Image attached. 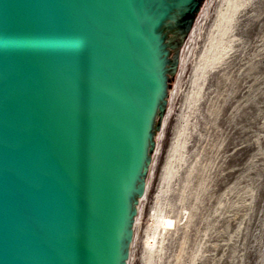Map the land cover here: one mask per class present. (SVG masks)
Listing matches in <instances>:
<instances>
[{
	"label": "water",
	"instance_id": "95a60500",
	"mask_svg": "<svg viewBox=\"0 0 264 264\" xmlns=\"http://www.w3.org/2000/svg\"><path fill=\"white\" fill-rule=\"evenodd\" d=\"M204 0H0V264H128Z\"/></svg>",
	"mask_w": 264,
	"mask_h": 264
},
{
	"label": "rangeland",
	"instance_id": "374dc122",
	"mask_svg": "<svg viewBox=\"0 0 264 264\" xmlns=\"http://www.w3.org/2000/svg\"><path fill=\"white\" fill-rule=\"evenodd\" d=\"M233 2L183 42L128 264H264V0Z\"/></svg>",
	"mask_w": 264,
	"mask_h": 264
},
{
	"label": "bare ground",
	"instance_id": "6f19581e",
	"mask_svg": "<svg viewBox=\"0 0 264 264\" xmlns=\"http://www.w3.org/2000/svg\"><path fill=\"white\" fill-rule=\"evenodd\" d=\"M235 2H233V4L232 5H230V11H232L233 9H236V6L238 5V2H237V0H234ZM227 16H225V18L227 17V18H231V16L229 15V13H227L226 14ZM222 32H223V30H222ZM220 45V44H219ZM220 47V46H219ZM224 48V47H223ZM218 49V48H217ZM216 49V50H217ZM220 50V49H219ZM218 50V51H219ZM217 51V52H218ZM223 51V50H222ZM215 55V54H214ZM218 55H219V53H218ZM220 56V55H219ZM168 162V161H167ZM169 164V163H168ZM165 171H164V176H169L170 175V173H171V169H170V167L169 166H166L165 168ZM163 178V177H162ZM166 178V177H165ZM146 188H147V183H146ZM145 192H146V189H145ZM145 192H144V194H143V196H142V198L145 196ZM141 198V199H142ZM141 199H140V201H141ZM139 209V208H138ZM138 215H139V211L137 212V217H136V221H137V218H138ZM136 221H135V224H136ZM171 223H172V220L167 216V215H161V214H159V215H157V217H156V227H159V228H167V227H169L170 225H171ZM155 235V233H152L151 235H148V237H146V240H145V242L147 243V245H148V248H149V246L152 244V242H153V240H154V236ZM150 239H152L151 241H150ZM144 263H146V262H144ZM148 263V262H147Z\"/></svg>",
	"mask_w": 264,
	"mask_h": 264
}]
</instances>
